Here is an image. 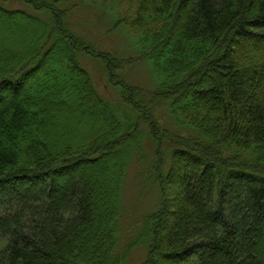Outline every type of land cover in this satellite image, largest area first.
I'll use <instances>...</instances> for the list:
<instances>
[{
    "label": "trees",
    "instance_id": "obj_1",
    "mask_svg": "<svg viewBox=\"0 0 264 264\" xmlns=\"http://www.w3.org/2000/svg\"><path fill=\"white\" fill-rule=\"evenodd\" d=\"M19 1L0 0V264H264V0H135L113 29L131 58L73 33L68 0ZM145 59L152 90L121 75Z\"/></svg>",
    "mask_w": 264,
    "mask_h": 264
},
{
    "label": "rangeland",
    "instance_id": "obj_2",
    "mask_svg": "<svg viewBox=\"0 0 264 264\" xmlns=\"http://www.w3.org/2000/svg\"><path fill=\"white\" fill-rule=\"evenodd\" d=\"M8 1L9 4L7 6L11 9L24 8L19 0ZM136 6L135 0H119L117 2L116 0H68L64 8L68 9L70 14L69 24L71 30L78 37L85 38L89 43L101 44L103 48L117 52L120 57L131 58L136 57L138 53H136L135 47H131V41H129L127 33L121 28L116 31L113 29L118 14L121 13V19L125 20L130 14V9ZM130 17L134 16L130 14ZM90 68L94 79L98 81L100 74L97 73L93 65ZM121 75L130 83L145 86L149 90L155 88V84L158 83L154 66L148 59L128 67ZM100 82L103 84L102 80ZM100 90L104 95H110V92L104 90L103 87ZM134 172L136 173L134 169L130 171L129 180L125 188L124 198L126 204H129L131 198L139 192L140 181L136 180ZM139 199L137 198L136 200L138 201ZM152 203L151 195L144 202H139L135 208V215H143L147 208L151 209ZM260 240L264 242V237L261 236ZM142 254L143 251L140 249H136L133 252L135 257H140Z\"/></svg>",
    "mask_w": 264,
    "mask_h": 264
}]
</instances>
